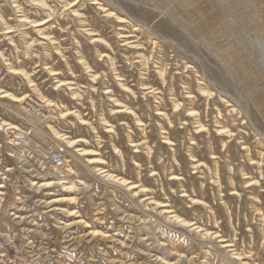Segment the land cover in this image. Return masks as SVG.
I'll return each instance as SVG.
<instances>
[{"label": "clouds", "instance_id": "1", "mask_svg": "<svg viewBox=\"0 0 264 264\" xmlns=\"http://www.w3.org/2000/svg\"><path fill=\"white\" fill-rule=\"evenodd\" d=\"M0 264H264V0H0Z\"/></svg>", "mask_w": 264, "mask_h": 264}, {"label": "rangeland", "instance_id": "2", "mask_svg": "<svg viewBox=\"0 0 264 264\" xmlns=\"http://www.w3.org/2000/svg\"><path fill=\"white\" fill-rule=\"evenodd\" d=\"M42 219V218H41ZM72 259H74V255L73 254H68Z\"/></svg>", "mask_w": 264, "mask_h": 264}]
</instances>
